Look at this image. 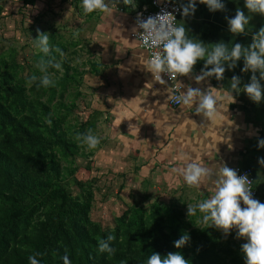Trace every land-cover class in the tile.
<instances>
[{"label": "rangeland", "instance_id": "374dc122", "mask_svg": "<svg viewBox=\"0 0 264 264\" xmlns=\"http://www.w3.org/2000/svg\"><path fill=\"white\" fill-rule=\"evenodd\" d=\"M147 1L133 0V7L125 5L123 0H105L109 12L97 10L85 15L82 0H60L47 6L25 0H0V72L9 83L24 87V100L16 106L17 94L0 77V104L17 118L35 116L30 121L31 127L45 136L44 141L31 145L16 132V125L4 126L0 122V149L19 165L42 173V178L48 175L32 201V222L21 234L35 236L40 224L46 221L45 227L58 223L59 232L67 228L71 237L73 226L79 223L87 228L93 242L86 249L71 252L68 248L72 247L61 240L60 253L68 255L70 262L85 264L88 257L96 263L105 258L113 264H134L133 255L143 234L135 221L136 215H140L146 229L158 225V229L163 227L167 233L166 248L161 247L163 243L159 240L161 244L156 250L162 256L170 248V252H180L186 260L193 255H204L212 260L207 264H233L234 261V264H245L243 242L236 239V233L230 230L225 235L220 229L207 227L198 209L194 216L187 215L188 204L195 206L209 199L213 192L189 187L181 180L170 184L167 175L155 173L152 178L149 170L153 162L147 158L150 149L144 150L143 159L132 164L129 170L120 166L124 160L113 166L104 158L99 159L110 140L116 156L137 158L141 155V146L137 143L131 150L123 151L122 128L114 111L125 97V91L119 92L124 79L118 75V66L135 46L133 40L126 38V29L130 30L134 22L136 8ZM37 30L49 36L51 51L45 59L54 56L55 62L62 65V71L48 70L54 87H38L39 79L35 82L30 79L33 75L42 76L37 64L44 53L37 46ZM57 47L63 56L55 51ZM34 101L49 106L48 113ZM54 123L58 125L55 135L48 130ZM89 129L100 138L93 150L79 146L76 141L77 134H86ZM56 136L62 144L49 146L46 158L41 161L34 152L43 148L45 140ZM51 157L58 164V170ZM143 167L149 169L137 175L144 172ZM64 191L70 199L62 206ZM78 208L85 209V216L73 212ZM184 234L190 237L186 257L185 245L179 249L174 245ZM109 235L115 236L109 242L115 249L111 256L98 251V240H106ZM193 248L201 252L196 253Z\"/></svg>", "mask_w": 264, "mask_h": 264}, {"label": "crops", "instance_id": "0c3cea01", "mask_svg": "<svg viewBox=\"0 0 264 264\" xmlns=\"http://www.w3.org/2000/svg\"><path fill=\"white\" fill-rule=\"evenodd\" d=\"M222 2L225 4L224 10L210 11L207 5L196 0L194 13L187 16L181 13L178 25L183 24L187 36L202 42L209 50L213 47L212 44L219 42H224L229 48L235 43L247 47L251 44L253 35L264 27V15L250 13L245 6V0ZM188 3L189 0L181 3L182 11L183 6H187ZM238 8L250 19L245 33L234 35L229 31L226 17L233 18ZM133 26L134 22L130 30L126 29V38L131 40L133 39L130 37V31ZM147 59V54L135 42L134 50L125 54V58L120 61L118 75L124 79V86L119 92L125 91V97L114 111L122 128L120 141L123 144V151L131 150L137 143L141 146H138L141 148V155L137 158L129 155L122 158L120 155L116 156L117 153L111 150L110 140V144L101 150L103 156L97 157L113 163V166L124 160L120 166L129 170L132 164L143 159V151L150 149L147 158L152 159L153 165L149 173L152 178L155 177V173L167 175L170 184L178 180L184 181L173 169L183 167L186 162L193 160L214 171L221 164L230 168L236 164L250 165L256 175L260 198L264 200V165L258 162L259 158H264V148L258 147L259 141L264 139V80H260L262 99L256 103L243 91V85L250 83L253 75L251 70L241 71L244 66L243 58L237 61L234 68H229L225 62L223 79L217 80L212 76L205 77L200 82H197L195 77L202 74L205 61L198 60L192 73L180 78L185 84L184 91L192 87L201 91L210 89L219 94L221 99L218 115L214 121H205L202 115L195 113V105L192 107L180 105L178 108L170 106V88L166 82L154 84L151 73L143 68ZM234 75L240 78L238 87L241 90L232 92L235 102L230 103L231 101L224 96L226 92H231L230 81ZM256 76L259 79V72ZM146 169L149 168L143 167L144 172H138L137 175H143ZM214 179L215 176L199 189L214 193L215 187L212 183ZM241 207H245L242 201ZM232 231L236 233L237 240H242L243 244L247 243L245 238L237 237V229L233 228Z\"/></svg>", "mask_w": 264, "mask_h": 264}, {"label": "clouds", "instance_id": "9594fccd", "mask_svg": "<svg viewBox=\"0 0 264 264\" xmlns=\"http://www.w3.org/2000/svg\"><path fill=\"white\" fill-rule=\"evenodd\" d=\"M125 5L135 6L133 0H123ZM200 3L208 6L210 11L224 10L225 4L222 0H199ZM82 10L85 15L94 11L109 12V5L105 0H82ZM245 6L250 13L264 15V0H245ZM196 0H189L187 6H183L182 15L187 16L194 13ZM229 31L234 35L245 33L249 24V16H246L239 8L233 18H227ZM142 29V31H140ZM39 33V30H37ZM137 35L139 42L147 49L152 50L150 58L147 59L143 68L150 72L154 81L164 84L162 73L169 79L176 81L177 76H187L192 73L194 65L198 60H204L202 74L195 77L197 82L205 77L215 76L217 80L223 79L225 72L224 64L227 62L229 68H234L237 61L243 58V72L251 70L250 83L243 85V91L256 103L262 99V85L260 80H264V27H261L252 37V42L247 47L240 43H235L231 48L224 42L212 44L209 50L202 42L190 39L186 34L183 24H177L175 17L168 12L158 13L150 16L146 20L137 19V25L132 29ZM38 48L44 53L37 64V68L42 73L39 78L33 75L30 79L35 82L39 79V86L45 88L55 86L51 79L49 68L62 71V65L55 62V57L45 59L51 49L49 47V36L46 33H39ZM136 39V40H137ZM56 52L63 56V52L57 47ZM118 52L119 49H117ZM208 66H212L209 68ZM207 69V70H205ZM259 72V79L256 73ZM240 78L233 76L230 81L231 92H226L224 98L235 102L233 91L239 92ZM182 84L177 86L180 91ZM169 99L183 106L192 107L195 105V113L202 115L205 121H214L218 115L219 97L218 93L208 89L201 91L198 88L188 87L186 91H180L179 95H170ZM128 118V117H125ZM124 118V119H125ZM131 119V118H128ZM122 122V121H121ZM131 127V125H130ZM76 141L79 146H85L88 150L96 149L100 143V138L88 132L77 134ZM258 147L264 148V139L260 140ZM260 164L264 165V158H259ZM183 177L184 182L189 187L200 188L215 176L212 181L215 187L214 194L207 200L198 202L195 206L188 204V217L194 216L197 209L203 213L202 222L207 227H215L227 235L233 228L237 229V237L245 238L242 251L245 257V264H264V203L254 199L251 188L248 187L247 175H238L237 172L221 164L215 171L206 167L198 161L186 162L183 167L174 168ZM241 201L245 207H241ZM190 237L188 234L182 235L174 241L177 249L182 248ZM115 240V236L109 235L106 240H98V251L107 252L110 256L115 249L109 242ZM35 253L28 257L29 264H40ZM63 264H71L68 255L63 258ZM147 264H189L180 252H169L162 256L158 252H153L147 259Z\"/></svg>", "mask_w": 264, "mask_h": 264}, {"label": "trees", "instance_id": "16d2710c", "mask_svg": "<svg viewBox=\"0 0 264 264\" xmlns=\"http://www.w3.org/2000/svg\"><path fill=\"white\" fill-rule=\"evenodd\" d=\"M25 1L34 4L37 0ZM150 1L148 0L146 3ZM0 77H4L1 72ZM4 81L6 82V86L17 94L14 104L18 106L24 100V94L22 93L24 87L17 83H9L6 77H4ZM34 103L43 112L48 113L49 106H45L38 101H34ZM0 116V122L4 126L8 124L16 125V132L24 137L29 144L36 145L41 139L44 141L45 136L42 137L43 135L41 133H38L31 127L32 122L30 121L35 116L27 115L17 118V115L14 116L12 111L3 106V104H0ZM57 126V123H54L48 130L55 135ZM45 142L43 143V148L34 152L37 157L39 156L41 158V161L46 158L45 154L48 153L49 146L62 144L61 139L57 136L52 139H47ZM37 159L39 160V158ZM51 161L58 170V164L54 161L53 157H51ZM47 179L48 175L42 178V173L35 169L30 170L27 167L19 165L4 149H0V264H29L28 257L35 253L41 254L37 256L40 264H63L62 258L65 254L60 253L63 246L61 240L72 247H67L71 252L86 249L93 242L88 236L87 228L79 223L73 226V235L71 237L68 236L67 228L64 231L62 230V233L59 232L58 223H54L50 227H45L46 221L40 224L38 233L35 236L30 237L27 233L21 234L32 222L34 213L32 201L36 198L35 193L39 185ZM69 199L70 196L64 191L61 197V205L64 206ZM77 205L80 206V204ZM73 212L81 217L85 216L84 208H78L77 211L74 210ZM135 221L143 234L140 245L133 255V262L134 264H147L148 257L159 248V244H161L158 242L159 240L163 243L161 244L162 248L167 246L169 241L167 242L166 238H168V235L163 227L158 229V225L146 229L144 227L145 221H143L140 215H136ZM24 244L28 247H24ZM169 249L165 251V254L170 252ZM193 249L196 253L201 252L195 248ZM184 250L183 252L186 257L188 250H190L189 247L187 250V243L185 244ZM85 259V264H113L112 262H107L105 258H103V262L101 263H96L88 257H85ZM188 261L193 264H207L212 262L211 259H207L204 255H193ZM234 263L236 262L234 261ZM71 264L73 263L71 262Z\"/></svg>", "mask_w": 264, "mask_h": 264}, {"label": "built area", "instance_id": "2783aa9c", "mask_svg": "<svg viewBox=\"0 0 264 264\" xmlns=\"http://www.w3.org/2000/svg\"><path fill=\"white\" fill-rule=\"evenodd\" d=\"M56 1H60V0H37L36 2L37 4L40 3L47 6L49 3H53ZM183 1H188V0H151L149 3H145L140 7H137L134 16L133 28L136 27L138 18L141 20H146L150 16H156L158 13L162 14L164 12L171 13L175 17L176 23L178 24L180 15L182 13L181 3ZM132 29L130 31V37L137 43L138 47L147 54V58L149 59L152 50L145 48L139 42L136 33H134ZM140 31H142V29ZM162 78L165 80V82L168 84L170 88V95H179L180 91H184L185 84L181 80L179 75L177 76L176 81H172L171 79H169V77L166 74L163 73H162ZM153 82L154 84L157 83L156 81H154V79ZM180 83L182 84L183 87H181L180 91H177L176 90L177 86L180 85ZM169 104L173 108H178L181 105L171 99H169ZM231 168L234 169L238 175H247L249 181H251L248 187L251 188L253 198L259 200L261 203H264V200L260 198V193L257 186V179L253 168L250 165H244V164H236Z\"/></svg>", "mask_w": 264, "mask_h": 264}]
</instances>
